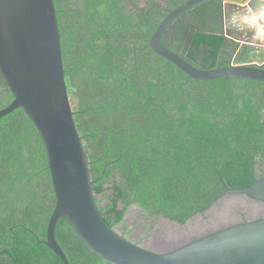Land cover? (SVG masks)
<instances>
[{
    "label": "trees",
    "instance_id": "obj_1",
    "mask_svg": "<svg viewBox=\"0 0 264 264\" xmlns=\"http://www.w3.org/2000/svg\"><path fill=\"white\" fill-rule=\"evenodd\" d=\"M126 1L135 2L54 0L94 198L114 230L133 204L184 224L225 188L264 177V83L189 77L148 46L166 11L148 3L136 22ZM170 1L176 9L189 0ZM225 2L204 0L187 9L192 27L179 24L175 48L166 47L199 69L232 66L239 42L223 31ZM12 100L0 76V109ZM54 205L40 135L17 108L0 117V264H63L39 242ZM55 238L69 264H110L89 251L64 218Z\"/></svg>",
    "mask_w": 264,
    "mask_h": 264
},
{
    "label": "water",
    "instance_id": "obj_2",
    "mask_svg": "<svg viewBox=\"0 0 264 264\" xmlns=\"http://www.w3.org/2000/svg\"><path fill=\"white\" fill-rule=\"evenodd\" d=\"M202 1L189 0L170 11L150 38V49L193 79H252L264 83V69L258 65L203 70L161 42L172 20ZM0 76L13 96L12 102L0 109V117L22 108L40 135L55 205L46 238L39 242L63 264L69 262L55 238V226L61 218L69 222L89 251L110 264H264V216L166 253L127 240L105 222L94 198L88 157L69 101L54 0H0ZM226 193L247 194L264 202V177L249 187L225 188L211 204Z\"/></svg>",
    "mask_w": 264,
    "mask_h": 264
},
{
    "label": "rangeland",
    "instance_id": "obj_3",
    "mask_svg": "<svg viewBox=\"0 0 264 264\" xmlns=\"http://www.w3.org/2000/svg\"><path fill=\"white\" fill-rule=\"evenodd\" d=\"M224 8L223 31L239 42V49L232 58L233 65L264 63V26L253 24L254 16L247 7L226 3ZM261 216H264L261 201L247 194L226 193L184 224L161 216H149L133 204L115 230L124 232L132 241L140 240L139 245L144 248L162 251V244L166 243V250H174L191 240Z\"/></svg>",
    "mask_w": 264,
    "mask_h": 264
},
{
    "label": "flooded vegetation",
    "instance_id": "obj_4",
    "mask_svg": "<svg viewBox=\"0 0 264 264\" xmlns=\"http://www.w3.org/2000/svg\"><path fill=\"white\" fill-rule=\"evenodd\" d=\"M81 1L82 0H76V3L80 4ZM88 1H91V0H88ZM148 3H149V6H157V7H160L163 11H166V13H167L166 16L168 15V13L170 11L174 10L173 7H171V1L170 0H135V2L126 1L124 3V7H125V10L129 14L133 15V19L136 20V22H138L139 21L138 10H141V11L145 10L146 9V5ZM190 21L191 20L189 18H187V16H186V11L183 12L182 14L178 15L177 17H175L172 20V22L170 23L167 32L161 36V39H160L161 42L165 46L170 45L173 48H175V43H176V41H175V35L176 34H174L175 30L177 29L179 24L185 25V26H187L186 27L187 29H190V27H192L191 26L192 24L190 23ZM172 27H174V28H172ZM186 28H185V32L183 33V36H184L183 46H184L185 49H186ZM189 39H190V35L188 37V41H189ZM255 200H257V199H255ZM258 201H260V200H258ZM261 202L264 204L263 201H261ZM259 218H262V216L259 217ZM162 241H164V239H162ZM165 244L166 243L162 244L163 250L162 251H157V252L166 253V252L171 251V250H166L167 245H165Z\"/></svg>",
    "mask_w": 264,
    "mask_h": 264
},
{
    "label": "crops",
    "instance_id": "obj_5",
    "mask_svg": "<svg viewBox=\"0 0 264 264\" xmlns=\"http://www.w3.org/2000/svg\"><path fill=\"white\" fill-rule=\"evenodd\" d=\"M188 2V1H187ZM185 2V3H187ZM184 3V4H185ZM201 3V2H200ZM226 3L234 4L240 7H247L249 11L252 13V16H254V19L252 20L253 24H257L259 27L264 26V0H247L245 3L241 4L236 1H227ZM199 3L195 4L194 6L198 5ZM183 5V4H182ZM192 6V7H194ZM190 7V8H192ZM189 9V8H188ZM187 10V9H186ZM231 37V36H230ZM231 39H234L231 37ZM236 40V39H234ZM237 41V40H236ZM238 42V41H237ZM254 64V63H253ZM248 65V64H247ZM257 65V64H256ZM260 65V64H258Z\"/></svg>",
    "mask_w": 264,
    "mask_h": 264
}]
</instances>
